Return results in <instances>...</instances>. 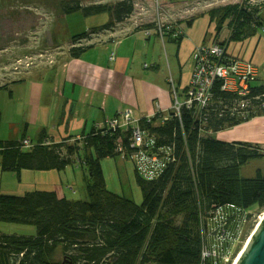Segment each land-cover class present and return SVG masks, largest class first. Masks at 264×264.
I'll list each match as a JSON object with an SVG mask.
<instances>
[{
	"label": "trees",
	"instance_id": "trees-1",
	"mask_svg": "<svg viewBox=\"0 0 264 264\" xmlns=\"http://www.w3.org/2000/svg\"><path fill=\"white\" fill-rule=\"evenodd\" d=\"M81 9L86 15L108 14L106 23L91 29L92 33H98L113 29L116 23L129 17L133 3L121 0L112 5L90 7L74 4L66 12ZM258 10L227 4L210 9L207 14L209 22L214 20L217 25L228 19L229 38L243 39L245 24L263 27ZM192 20L193 17L187 23ZM143 28L152 27L147 24ZM177 30L178 33L164 32L162 36L179 43L184 33ZM87 35L82 32L72 36L68 50L71 57L81 56L91 45H76L79 39L88 38ZM255 81L250 86L252 94L264 93V82L255 84ZM8 86V83L2 84L0 89ZM235 96L217 87L210 106L213 113L202 123L186 110L180 119L168 111L169 118L162 124L159 111L150 121L139 118L141 128L154 137L155 147L169 148L172 157L150 179L135 169V179L143 196L140 204L108 190L97 178L100 160L115 157L123 150L129 156V130H95L74 138L71 143L72 136L43 143L47 137L41 131L37 141L26 150L21 148L24 134L18 139H1L3 170L18 173L23 168L61 170L77 161L86 171L87 199L71 200L45 190L25 191L21 195L0 194L1 221L36 226L33 235L0 232V264H227L220 256L202 259L203 245L209 244L204 233L207 219L225 206L244 209L254 204L259 210L264 208V171L257 170L250 177L242 176L239 171L248 160L264 157V149L256 143L225 141L200 133L220 131L253 117L219 114L224 104L232 105ZM58 246L65 257L61 263L48 259V254Z\"/></svg>",
	"mask_w": 264,
	"mask_h": 264
},
{
	"label": "rangeland",
	"instance_id": "rangeland-1",
	"mask_svg": "<svg viewBox=\"0 0 264 264\" xmlns=\"http://www.w3.org/2000/svg\"><path fill=\"white\" fill-rule=\"evenodd\" d=\"M119 1L121 0H0V85L13 78H20L17 81L14 80L16 85L11 83L8 88L0 89V140L18 139L27 126L35 127L36 123H39L38 113L28 100L24 89L27 85L20 82L27 76H25L26 70H38L35 69L36 66L47 59L54 64L58 61L53 69L43 68L46 97L51 93V98L54 99L47 111L51 112L54 108L61 110L58 106L60 102H57L59 96L52 92L53 86L61 90V54H63L61 52L67 51L68 53L72 46V36L82 32H87L88 38L79 39L80 42L78 41L76 45L91 44L80 56L83 61L91 65L102 63L110 57L112 52L114 57L121 54L122 58L127 60L126 68L133 76L135 99L140 108L135 109L133 104L119 107L123 110L127 109L126 107L131 109L133 117L146 114L149 106L157 108L160 98L152 97V95L155 91L164 88L165 96L169 99L171 107L172 99L168 97L166 88L171 91L170 86L174 85L179 92L187 84L192 70L191 50L194 45L202 42H224L229 55L249 59L256 65L258 79L255 84L264 82V31L262 27L247 23L243 28L245 37L231 39L229 38L231 33L229 20L225 19L217 25L214 20L209 22L207 14L210 9L227 4L235 6L237 4L238 7L243 6L250 10L257 7L259 8L257 15L264 27V0H131L133 12L122 22L116 23L114 29L119 31L114 40L110 42L114 43L117 39H124V41L122 45L112 44L109 48H106L109 42L105 30L98 33L91 31L93 27L107 22L106 12L90 15L84 14L82 9L66 12V9L74 4L90 7L95 4L112 5ZM192 17L193 20L188 24L187 20ZM147 24H150L153 29L150 35H147L143 28ZM159 25H163L164 28L168 26L167 31H164L168 33L177 32L179 28L184 36L179 43L169 39L166 35L161 37L159 31L155 30ZM135 27H140V29L135 30ZM28 62L30 63L27 65ZM145 64L147 68L143 67ZM155 64L158 65L157 68ZM90 93L83 92L78 101L77 95L72 96V99L76 100L78 115L76 114L77 117L73 118L67 132L66 119L61 122L54 111L47 127L58 128L63 136L77 133L88 135L91 130V116L98 121L103 119V113L100 110L90 114V109L85 104ZM44 108L46 104L42 103L41 110ZM68 109L69 107L66 108L65 114L68 113ZM155 113L149 115L154 116ZM163 114L167 115L166 112ZM263 114L264 108H261L252 113L251 118ZM119 119L121 121L122 117L119 116ZM34 121L36 123H33ZM121 131L126 130L121 129ZM216 132L207 130L200 133L214 136ZM74 138L72 137L69 142H73ZM24 139L28 140L29 145H22L23 150L29 149L35 143L32 144L28 137L22 140ZM52 141L53 139L43 141V143ZM21 143L23 144L22 141ZM261 148L264 149V147ZM74 159L76 160L75 157ZM131 159L130 156L119 154L100 160L97 165V178L108 190L140 204L143 196L135 179V167ZM257 170L264 171V157L248 160L240 166L239 171L242 176L250 177L254 176ZM57 171L59 170L55 172ZM85 173V169L77 161L61 169V186L64 193L62 197L71 200L87 199ZM23 180L24 182L20 181L17 171L3 170L0 162V194H23L25 189H30L28 188L29 181ZM49 181L50 177L45 179L44 183ZM68 183H73L70 190L66 187ZM241 209H232L228 206L218 209L214 217L207 219L205 226V240L209 242L208 245L214 246L222 257L226 256L229 264L243 249L245 239L257 224L259 215L264 211V208L259 210L254 204ZM0 232L33 235L36 232V226L0 220ZM222 232L225 234L224 237H220ZM48 259L59 263L64 262L65 257L61 252V247H56L48 254ZM148 264L156 263L149 262Z\"/></svg>",
	"mask_w": 264,
	"mask_h": 264
},
{
	"label": "crops",
	"instance_id": "crops-1",
	"mask_svg": "<svg viewBox=\"0 0 264 264\" xmlns=\"http://www.w3.org/2000/svg\"><path fill=\"white\" fill-rule=\"evenodd\" d=\"M150 29L153 30L152 28ZM113 30H105V35L108 37L109 42V44L106 45V48L111 47L112 44L122 45L124 41V39H117L114 43H111L110 41L114 40L116 33L119 31H117L116 28H113ZM117 37L119 38V36ZM61 53H63L61 54V90L56 86L52 87V92L57 93L59 96L57 102H60V105L58 106L61 107V110H55L54 108L53 111L55 112V115L60 118L61 122L66 119V132L73 118L77 117L78 115L76 100H73L72 96L77 95L78 101V98H80L82 93L85 91L91 92L85 103L88 109H90V114L100 110L103 113L102 120H104L106 117L112 118L117 116L121 111H123V109L119 107L121 105L133 104L135 109L140 108V105L136 103L135 99V85L133 76L128 72L126 68L127 60L123 59L121 54L115 56L114 60L112 61L107 58V60H104L102 63L91 65L90 63L83 61L80 56L76 58L71 57L67 51ZM57 62H55V64L54 62L50 63L48 59L42 61V63L39 64V66L37 65V68H35L38 70H26L25 76H27L22 82H20L27 85L24 87V89L28 95V100H30V102L33 104L39 118L38 124L35 121L33 122L36 123L35 127L27 126L23 131L25 137H28L32 141V144L37 141L41 131H44L46 136L49 137L48 139L45 138L44 141L52 139L53 141H58L67 136L76 138L78 136L84 135V133H77L76 135L69 134L63 136L59 132L58 128L54 126L52 129L47 127V123L49 122L50 116L53 112H48L47 110L50 109V105L54 99L53 97L51 98V93H49L50 97H46V92L44 90L46 82L44 80L45 75H43V68L46 69L51 67V69H53ZM155 66L156 68L158 67L157 64H155ZM143 67L145 66L143 65ZM17 79L20 78H13L7 83L9 85L11 83H14L12 85H16L14 80L17 81ZM166 89L168 92V97L171 99L170 89ZM165 91V88L163 90H157L152 95V97L160 98V103L157 104V108L149 106L147 108L146 114H141L135 118L146 117L147 115L153 114L157 111L161 113L168 112L170 102L165 96ZM42 103L46 104V108L41 110ZM68 107V113L65 114V110ZM91 118V130L89 134H92L97 129V125L100 124L99 122L102 121L94 119V116H91ZM214 137L225 141L252 142L264 147V114L257 115L256 117L243 121L237 125L217 131ZM55 171L56 170L54 169H21L18 173V176L22 182H24L23 179L29 181L28 188L30 189H25L26 191L37 189L52 190L55 191L59 197H62L64 193L61 186V170L57 171V173ZM49 177L50 181L44 183V180ZM72 184L68 183L66 187L70 190V186H72Z\"/></svg>",
	"mask_w": 264,
	"mask_h": 264
},
{
	"label": "built area",
	"instance_id": "built-area-1",
	"mask_svg": "<svg viewBox=\"0 0 264 264\" xmlns=\"http://www.w3.org/2000/svg\"><path fill=\"white\" fill-rule=\"evenodd\" d=\"M165 28L168 29L169 27L165 26ZM165 28L163 25H159L155 30L159 31V35L162 37ZM144 30L147 35L152 32L148 28ZM262 30L264 31V27H262ZM190 55L192 70L187 84L179 92L177 87L174 85L170 86L172 105L169 110L172 111L173 116L180 119L182 111L186 110L194 118L198 119L200 123L206 119L209 120L213 113L210 106L212 105L214 90L217 87L224 92L236 95L233 98L232 105L228 107L224 104L219 114L223 113L222 115H235L247 118L252 113L257 112V110L264 108V93L252 94L250 88L258 77L257 67L251 60L229 55L226 52L225 45L218 42H202L194 45ZM109 59L111 61L114 60L113 52ZM144 66L147 67V64ZM166 113L167 115L160 114V124L169 118V113ZM119 116L122 117L121 121ZM151 117L153 115L146 116V120L150 121ZM96 128V130L103 132L106 129L129 130L128 144L131 149L129 156L132 158L136 171L144 178L150 179L154 177L153 175L157 176L163 166L172 159L169 148L155 147L154 137L141 128L139 118H134L129 108L124 109L113 118L104 119ZM22 142V145H29L27 139L22 140ZM118 148L122 150L121 146ZM121 155H126L124 150ZM70 188L72 189V186ZM229 207L241 209L236 206ZM224 236L223 232L220 233V237ZM201 255L202 259L220 256L223 262L229 264L228 258L226 256L222 257L214 246L203 245Z\"/></svg>",
	"mask_w": 264,
	"mask_h": 264
},
{
	"label": "water",
	"instance_id": "water-1",
	"mask_svg": "<svg viewBox=\"0 0 264 264\" xmlns=\"http://www.w3.org/2000/svg\"><path fill=\"white\" fill-rule=\"evenodd\" d=\"M234 264H264V211Z\"/></svg>",
	"mask_w": 264,
	"mask_h": 264
},
{
	"label": "bare ground",
	"instance_id": "bare-ground-1",
	"mask_svg": "<svg viewBox=\"0 0 264 264\" xmlns=\"http://www.w3.org/2000/svg\"><path fill=\"white\" fill-rule=\"evenodd\" d=\"M148 29H150V28H148ZM134 118H135V117H134ZM153 176L156 177L155 175H153ZM261 217H262V213L259 215L257 221H259V219H260ZM255 226H256V225H255ZM255 226H254V227H255ZM254 227H253L252 231L254 230ZM252 231H251V233H252ZM249 237H250V236H248V237L245 239V242H244L243 248H244L245 244L247 243ZM241 249H242V248H241ZM241 251H242V250H240V251L237 253L236 257L233 258L232 261H230V264H234V263L236 262V260H237V258H238V256H239V254L241 253Z\"/></svg>",
	"mask_w": 264,
	"mask_h": 264
},
{
	"label": "clouds",
	"instance_id": "clouds-1",
	"mask_svg": "<svg viewBox=\"0 0 264 264\" xmlns=\"http://www.w3.org/2000/svg\"><path fill=\"white\" fill-rule=\"evenodd\" d=\"M155 31V30H154ZM79 137V136H78Z\"/></svg>",
	"mask_w": 264,
	"mask_h": 264
}]
</instances>
